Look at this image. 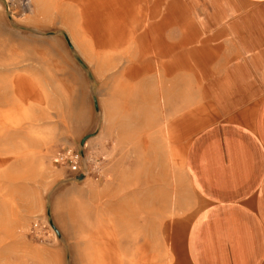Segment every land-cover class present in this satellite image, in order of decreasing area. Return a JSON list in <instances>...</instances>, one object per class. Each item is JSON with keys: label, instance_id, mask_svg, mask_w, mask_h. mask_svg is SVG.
<instances>
[{"label": "rangeland", "instance_id": "374dc122", "mask_svg": "<svg viewBox=\"0 0 264 264\" xmlns=\"http://www.w3.org/2000/svg\"><path fill=\"white\" fill-rule=\"evenodd\" d=\"M130 1L138 20L127 36L158 31L139 56L164 68L137 78L125 70L135 39L86 33V0H0V264H187L184 238L202 204L175 148L187 149L202 121L221 120L202 103L193 69L200 8ZM170 1L172 11L185 2L186 14L169 16ZM182 54L188 71L176 69ZM83 139L98 178L78 180L53 162L57 149Z\"/></svg>", "mask_w": 264, "mask_h": 264}, {"label": "crops", "instance_id": "0c3cea01", "mask_svg": "<svg viewBox=\"0 0 264 264\" xmlns=\"http://www.w3.org/2000/svg\"><path fill=\"white\" fill-rule=\"evenodd\" d=\"M188 1L200 8L193 21L202 24V43L194 52L193 69L199 72L202 103L211 104L217 113L212 118L221 120L208 126V120L202 121L187 149L175 148L185 151L184 169L202 204L186 231L183 254L187 264H264V0ZM174 2L168 3V15L186 14L187 4L183 11H172ZM85 4L86 33L94 32L103 42L135 39L136 55L125 66L131 78L141 76L144 68L164 69L153 56H139L142 40L153 44L158 31L136 29L127 36L128 23L138 20L130 0ZM178 35L192 38L188 32ZM176 65L191 69L185 56ZM186 77L179 74L177 79ZM18 94L26 98L29 91ZM158 148L154 142L156 163L161 162Z\"/></svg>", "mask_w": 264, "mask_h": 264}, {"label": "built area", "instance_id": "2783aa9c", "mask_svg": "<svg viewBox=\"0 0 264 264\" xmlns=\"http://www.w3.org/2000/svg\"><path fill=\"white\" fill-rule=\"evenodd\" d=\"M85 148L87 143H83L80 148H59L53 154V162L56 165L66 167L77 175L91 176L98 178L101 176V168L99 160L91 154H86ZM43 228L38 220H34L30 226V230L39 231Z\"/></svg>", "mask_w": 264, "mask_h": 264}, {"label": "water", "instance_id": "95a60500", "mask_svg": "<svg viewBox=\"0 0 264 264\" xmlns=\"http://www.w3.org/2000/svg\"><path fill=\"white\" fill-rule=\"evenodd\" d=\"M84 141H85V139H83V140L81 141L80 146H82V144L84 143ZM83 178H84V176H82V175L77 177L78 180H81V179H83Z\"/></svg>", "mask_w": 264, "mask_h": 264}]
</instances>
